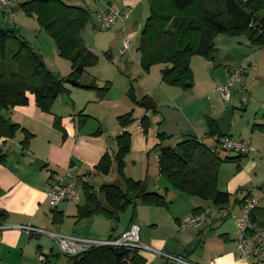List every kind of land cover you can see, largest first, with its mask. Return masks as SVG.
Here are the masks:
<instances>
[{
  "label": "crops",
  "instance_id": "obj_1",
  "mask_svg": "<svg viewBox=\"0 0 264 264\" xmlns=\"http://www.w3.org/2000/svg\"><path fill=\"white\" fill-rule=\"evenodd\" d=\"M23 1L25 0H16V4L10 8L0 9V27H8L9 22L17 23L14 19L11 20V17L13 18V14L18 15L17 5ZM112 1L106 0L102 9H95L94 14L108 6L114 9L120 8L117 10L123 14L134 8L142 11V13L144 11L143 7H139L142 0ZM85 3V0H77L75 5L86 8ZM136 14L137 10L135 11ZM19 18L22 19V15H19ZM137 21L129 14L124 20L118 22L115 33L118 32L122 38L131 35L128 31L133 27V23L138 27ZM114 26L115 24L112 27ZM128 47H130L129 43ZM133 47L137 48L136 45ZM51 48L54 50L55 47ZM136 48L131 49L132 53L137 52ZM215 48L216 51L211 60L201 56L191 58L190 67L194 83L189 89L183 90L176 86L164 84L160 79V70L164 67L163 64L152 65L148 72L141 73L140 79L146 82L143 83L142 97L146 96L145 99L151 100L154 104L153 109L147 110L142 105L138 109H144L143 114L150 120L147 135L144 137L146 141H150L154 145L158 140L156 137L158 133L172 137L190 133L208 144H210L209 142L212 144L215 138L207 134L205 121L209 117L216 122L221 134L233 136L244 142L247 141L246 143L252 145L253 148L256 143L257 145L262 143L260 147L264 148V133L252 126L253 124L264 123V114L255 115L252 124L247 120L243 125H239L240 122L235 117L233 110L230 109L229 111L226 105L221 107L222 102L230 100L231 94L228 100H225L221 94L214 99H211L207 94L209 91L219 93L215 88L229 79L233 69L227 65L230 62L228 60L223 62L226 69L216 68L214 61L220 58L221 52L217 47ZM118 49L116 47L114 50L120 55L129 54V48L125 52H121V48ZM240 52L239 58L242 59V62L246 61L242 57L246 55L245 52L241 50ZM226 57H234L231 50H226ZM125 62H128L126 56ZM84 74L86 78H91L88 76L91 74L87 73V70ZM93 77L92 80H98L95 76ZM68 84L71 86L72 84H65L70 93ZM151 93H153L152 96ZM237 94V90L234 91V95ZM67 95L69 97V94ZM93 97V95L88 96L86 102L75 101L69 97L72 102L71 105L63 104L58 97L52 104L50 111L44 112L35 105L33 95L28 94L26 105L14 106L3 112L4 116L32 133L33 136L25 148L20 144L23 137L22 133L14 138H0V156H4V159L1 158L0 161V213L4 214L0 220V264H46L51 257H58L59 255L64 256L65 262L63 264H70L66 260L67 256L59 251L53 239H51L53 246H50L49 238L45 233L27 236L23 229L18 228L17 225L30 223L43 231H51L58 235L86 239L97 238V240L108 239L110 233L103 237L95 236L94 232L84 233L85 226H89L90 229L93 227L97 229L94 224L98 222V215L77 220L75 218L77 206L83 202L73 206L69 204L71 203L69 201H60L51 206L47 194L50 184L54 180V175H63L66 170L79 178L84 175L86 181L89 178H95L98 174L93 173V167L106 151L112 153L115 149L114 138L122 132V129L114 126L109 130L100 124L102 118L98 112L95 114L86 112L88 111L86 103L97 102ZM79 111L88 115L84 124H80L83 122V117L78 115ZM98 127H100L101 132L92 134ZM136 128L141 130L139 125ZM125 129L128 131V127ZM153 150L155 151L154 148ZM251 155L248 154L246 157L249 158L239 162V170L236 168L237 163L226 162L223 164L222 174H219L218 177L219 188L231 194L235 193L236 199L233 204L228 203L218 207L198 197L186 196L171 190L167 183L157 177V155L155 151L154 156L152 154L151 162L147 158L149 169L146 181L150 189L165 194L167 206H149L144 218L139 217L131 223L139 226L141 243L172 255L181 256L194 264H244L245 260L237 257L234 251L236 232L233 216L239 214V202L243 196L248 195L254 198L253 189L264 188V163ZM89 170L92 171L91 176L86 174ZM258 206H262L259 201ZM196 207L199 208V213L197 211L195 214L199 217L197 225L180 229L181 220L192 215V210ZM212 209L222 213L213 216L212 225H215L213 223H216L226 214L230 216L232 222L230 229H222L219 233L223 242L216 238L213 241L215 247L209 246L206 249L205 237L208 232L204 233V230L198 229V227L203 216ZM67 224L71 225L72 228H67ZM80 226H82L81 234L73 233L74 229L76 230ZM111 226L112 223L107 227L111 229ZM128 226L129 224L119 229L116 228L111 238L118 236ZM206 227V231L214 228L211 224ZM190 228L191 230H189ZM228 240H231L234 246ZM53 248H56L57 252H54ZM198 248L200 251L196 252ZM56 253L59 255H55ZM151 253V251H141L140 255L145 259L146 264H160L158 259L160 257L152 256ZM39 254L44 255V261L38 259ZM262 254L264 255V252ZM259 264H264V256L259 259Z\"/></svg>",
  "mask_w": 264,
  "mask_h": 264
},
{
  "label": "trees",
  "instance_id": "obj_2",
  "mask_svg": "<svg viewBox=\"0 0 264 264\" xmlns=\"http://www.w3.org/2000/svg\"><path fill=\"white\" fill-rule=\"evenodd\" d=\"M146 1L148 15L141 27L136 48L140 54L139 64L143 72H148L152 65L163 64L160 79L164 84L183 90L191 88L194 83L191 58L201 56L211 60L216 51L214 39L219 34L243 35L250 45L264 46V0ZM68 2L25 0L18 4L27 15L36 18L39 26L52 37L57 54L70 63V72L66 76L53 74L17 29L12 26L0 27V138H14L22 133L20 144L23 148L33 136L32 133L12 122L3 112L14 106L26 105L28 94L33 95L34 103L41 111L49 112L62 93H69L65 84L71 81L78 88L96 90L99 99L108 90L109 81L101 87H97L93 80L91 83L79 81L86 67L96 59L80 34L88 21L89 11ZM126 94L135 104L141 105L134 96L132 84ZM145 98L142 97L141 101ZM78 115L83 117L80 124H84L88 115L82 114V111ZM116 120V127L122 132L114 138L115 149L112 153L106 151L92 171L109 175L115 170L119 182H104L94 186L84 179V175L81 176L83 203L77 206L75 215L77 220L93 215L109 219L112 232L108 238L113 236L117 228L113 221H117L118 215L128 208L131 209V225L136 217L138 203L154 207L167 206L165 194L150 189L147 184V160L144 178L134 179L125 175L124 158L130 150L131 141L130 133L125 128L133 120L131 110L118 115ZM205 121L207 134L215 138L212 144L190 133L178 137L156 135L158 140L153 148L157 155V177L177 193L198 197L218 207L225 206L230 203L233 194L219 188V167L222 163L234 162L239 170V162L247 155L221 157L218 150L213 151L218 139L225 135L220 133L213 119L207 117ZM139 124L146 134L150 126L149 118L144 115ZM252 126L264 133V123ZM100 132L98 127L92 134ZM1 158L4 159V156H0V161ZM92 171L86 174L91 176ZM197 211L199 213V208H194L192 215L197 214ZM252 216L260 219L264 225V207L257 206ZM3 217L4 214L0 213V220ZM140 253L136 248L90 246L78 254L66 255V260L70 264H146Z\"/></svg>",
  "mask_w": 264,
  "mask_h": 264
},
{
  "label": "rangeland",
  "instance_id": "obj_3",
  "mask_svg": "<svg viewBox=\"0 0 264 264\" xmlns=\"http://www.w3.org/2000/svg\"><path fill=\"white\" fill-rule=\"evenodd\" d=\"M76 2L77 0H69L68 3L75 4ZM85 2H86L85 3L86 8H88L89 11V17H88V21L86 22L80 34L84 41V44L95 55V59H96L93 64H90L89 66L86 67V70L87 73L98 78V80L95 79L92 81L93 83H95L97 87L103 86V84L107 80L109 81V86H108V90L105 92V95L103 96L102 99L98 98L96 94V90L94 89H82L73 85L71 86L70 84H68V87L70 89V93L68 94L69 97L74 99L75 101L81 100L84 102H86L85 100L88 96L93 95L94 96L93 98L97 102L94 101V102L86 103L88 110L86 112H93V114H95V112L96 113L98 112V114H100L102 118V121L100 120V124L108 128L109 130H111L114 126L117 125V120H116L117 115H121L131 110L133 120L129 125H127L128 132L130 133L131 141H130V150L124 158V173L128 177L134 179H142L144 178V169L147 158H149L151 162L153 159L152 154L153 156L155 154V151L153 150L154 145L153 143H150V141H146L144 139L147 133L144 134L142 132V129L138 130L136 128L137 125L140 126L139 124L140 119L144 116L143 111L145 110L144 109L138 110L140 109L139 107H141V105L135 104L130 99V97H128L126 92L128 91L129 88L128 84L131 83L135 98L141 102L144 92L143 83L146 82H143V80L140 79V75L141 73H145V72H143L139 64V55H140L139 52L135 51L132 53L131 49H135L136 47L133 46L138 45L140 30L144 23L145 20L144 18L148 14V4L146 0L141 1L139 7H143L144 9L143 13L142 11L140 12L137 8H134L132 10L127 8L128 10H131L128 13H126L127 17L129 16V14H131L133 18H136V20H138L137 24L139 25L137 27L136 24L133 23V27H131V29H129L128 31V33L131 35H127L124 38H122V36L118 32L115 33V28L119 24L118 23L119 20L115 23L114 27L101 28L99 27L95 19L94 10L98 8L102 9L103 4L106 3V0H85ZM17 7L18 8H16V10H18V15L13 14V18L11 17V20L14 19L17 23L14 24L13 22L12 23L9 22L8 27L12 26L19 31V34L23 36V38L27 41L29 46L42 57L43 62L46 64L47 68H49L50 71H52L53 74L58 75L60 77L65 76L70 70L69 67L70 63L68 62V60L60 57L57 54L55 48L54 50H52L51 47H55L54 41L52 37L39 26L36 18L33 15H27L18 5ZM136 10H137V14L135 15ZM19 15H22L23 18L20 19ZM219 35H217L218 37L216 36L217 38L214 39L215 47H217L218 50L221 52L220 58L215 59L214 61L216 68L219 67V69H226L223 63L224 60L230 61L229 63H227V65L231 66V68L234 67L241 68L240 82L236 84L235 87L231 90L230 100L222 102L221 107H223L222 105H226L229 111L230 109H232L235 117L240 122L239 125H243V123H245L247 120L251 122L250 124H252L255 115L260 116L261 114H264V46L250 45L247 38L243 35H228V34H219ZM125 40L129 41L128 43L130 46L128 47L129 54L125 55L128 58L127 63L125 62V56L120 55L117 51L114 50L116 47L119 48L118 50H120V48L124 45ZM226 50L228 51L231 50L234 57L227 58ZM240 50L245 52L246 54L245 56H242L243 58L246 59V61L244 62H242V59L239 58L241 54ZM91 75H88L91 77L89 79L86 78V75L84 74L81 78H79V81L81 83L84 82L91 83V80L94 79V77ZM236 90L238 94L234 95V91ZM207 94L211 97V99H214L215 97L220 95V92L213 93V91H209ZM152 95L153 93H151V96ZM258 144L259 145H257V143L256 145H253L254 151L251 153L252 154L251 156H253V158L255 159L262 160L264 163V148L260 147L262 143H258ZM218 153L221 157H224L225 155L229 154V152L222 151L221 149H219V147H218ZM246 158L249 157H243L241 160L245 161ZM223 164L224 163H222L219 167L218 177L219 174H222ZM88 182L94 186H98V184L104 182L118 183L119 180L117 175L115 174V170H113L112 172L109 173V175L98 174L95 178H91V179L89 178ZM170 189L174 191V189H172L171 187ZM78 191L80 193L79 199L69 204L74 206L75 204L78 205L83 202V195H82V189L80 183L78 186ZM253 191H254L253 192L254 199L259 201V203L262 205L261 207H264V188L262 189L257 187L254 188ZM234 194L231 197L230 204L234 203V196H235ZM190 197H195V196H190ZM147 207L149 206L138 203V205L136 206V217L134 221H136L139 217L142 219L144 218L145 215H147L146 212L149 209ZM221 214L222 213H219L212 209L209 213H207V215L203 216L202 221L198 227V229H203L204 233L208 232L207 236L205 237L206 249L209 246L215 247V243H213V241L216 238L220 239L223 242L222 237L219 236L220 231L222 229H227V230L230 229L232 220L230 216H228L227 214L224 217L218 219L216 223H213L215 225H212V222L214 221L213 216L214 215L218 216ZM130 215H131L130 208H128L126 211L118 215V220L113 221L116 223L117 229L129 224ZM97 219L98 222L94 224V226H97V229L95 227H93V229H90L89 226H85L84 233L87 232L89 234L90 232H94L96 234L95 236L98 235L99 237H103L106 234L111 233V229L107 227L111 225L110 220L103 217L102 215H98ZM208 224H211V226L214 228L209 231H206L207 228L206 226H208ZM66 227L69 229L72 228V226L69 224H67ZM81 228L82 226L78 227L76 230L74 229L73 233L81 234L80 233ZM189 230H191V228ZM45 235H47V237L49 238L50 246H53L51 240L53 238L46 233ZM61 236H67V235H61ZM228 241L231 244L233 243L231 240ZM232 245L234 246V244ZM150 248L152 249L151 251L152 256L155 255L157 257H160L158 258L160 264L173 263V262L171 263L165 261V259L157 253L163 251H160L153 247ZM53 249L54 252H57L56 248ZM199 251L200 249L198 248L196 252ZM263 252H264V247L261 249L258 259L264 256L262 254ZM64 262H65L64 256L59 255L58 257H51L46 264H63Z\"/></svg>",
  "mask_w": 264,
  "mask_h": 264
},
{
  "label": "built area",
  "instance_id": "obj_4",
  "mask_svg": "<svg viewBox=\"0 0 264 264\" xmlns=\"http://www.w3.org/2000/svg\"><path fill=\"white\" fill-rule=\"evenodd\" d=\"M16 4V0H0V9L10 8ZM127 17L126 14L121 13L113 7H106L95 13V19L101 28H110L118 20L122 21ZM128 40L124 41L121 47V52H125L128 48ZM241 68H233L230 72L229 79L219 84L215 90L220 92L225 100L230 98L231 90L236 84L240 82ZM225 149L227 152H235L238 154L248 155L254 151L252 145L232 136H222L218 139L213 151ZM80 179L77 175L72 174L66 170L63 175H54V180L50 184L47 192L51 206L56 205L60 201H77L79 199L78 186ZM258 206V201L250 196L242 198L239 207L240 212L233 216L235 226V253L236 256L245 260L244 264H259L258 256L261 249L264 247V225L260 219H254L252 211ZM199 217L196 215H189L184 217L179 223L180 229H186L197 225ZM1 226V225H0ZM4 227V225H2ZM18 228L23 229L27 236L31 234L46 233L50 235L59 251L67 256L78 254L90 246H114L136 248L139 251H152V249L140 241V228L136 224H131L127 229L122 231L118 236L108 238L105 240L86 239L72 236H61L51 231H43L40 228L34 227L30 223L25 225H17ZM161 257L167 261L175 264H194L187 261L181 256L172 255L166 252H157ZM40 261H44L43 254L38 255Z\"/></svg>",
  "mask_w": 264,
  "mask_h": 264
},
{
  "label": "water",
  "instance_id": "obj_5",
  "mask_svg": "<svg viewBox=\"0 0 264 264\" xmlns=\"http://www.w3.org/2000/svg\"><path fill=\"white\" fill-rule=\"evenodd\" d=\"M72 85H75V83L74 82H70ZM60 100H61V102L63 103V104H68V105H71L72 104V102H71V100L69 99V97H68V95L66 94V93H62L61 95H60ZM141 105L145 108V109H147V110H149V109H153L154 108V104H153V102L151 101V100H148V99H145V100H142L141 102ZM222 151H226L225 149H221ZM239 154L238 153H235V152H230L229 154H228V156L229 157H236V156H238Z\"/></svg>",
  "mask_w": 264,
  "mask_h": 264
}]
</instances>
